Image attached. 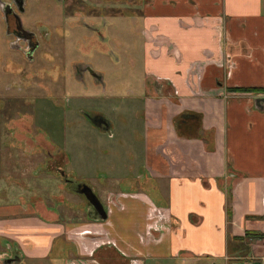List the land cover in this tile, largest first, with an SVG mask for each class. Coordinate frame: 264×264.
<instances>
[{"label": "crops", "instance_id": "0c3cea01", "mask_svg": "<svg viewBox=\"0 0 264 264\" xmlns=\"http://www.w3.org/2000/svg\"><path fill=\"white\" fill-rule=\"evenodd\" d=\"M139 5L141 77L112 94L136 107L112 108L110 133L95 126L131 144L128 174L103 189L108 219L90 204L75 221L40 196L15 203L0 175V261L264 264V0Z\"/></svg>", "mask_w": 264, "mask_h": 264}, {"label": "rangeland", "instance_id": "374dc122", "mask_svg": "<svg viewBox=\"0 0 264 264\" xmlns=\"http://www.w3.org/2000/svg\"><path fill=\"white\" fill-rule=\"evenodd\" d=\"M139 3L0 0V175L16 181L13 202L40 196L77 221L86 217L82 208L89 206L79 184L92 188L106 206L103 189L117 188L128 174L130 142L123 136L121 143L108 134L100 137L90 120L109 118L112 108L135 106L126 99L114 102L112 94L114 88L121 93L129 73L141 77L137 45L131 48L138 38L129 21ZM8 7L23 11V28L35 34L38 47L31 56L28 42L9 34L16 25L6 16ZM97 28L105 30L104 39L93 33ZM88 68L92 75L101 73L105 83L97 87ZM132 147L138 152L137 145ZM6 184L0 182V188ZM63 195L68 201L62 202Z\"/></svg>", "mask_w": 264, "mask_h": 264}, {"label": "flooded vegetation", "instance_id": "af4514ba", "mask_svg": "<svg viewBox=\"0 0 264 264\" xmlns=\"http://www.w3.org/2000/svg\"><path fill=\"white\" fill-rule=\"evenodd\" d=\"M22 2V1H21ZM23 5V3H21ZM11 9V8H10ZM9 7L6 8V10H8L7 12V17H10V18H13L14 22H15V28L12 32H9V34H12L13 36H15L16 38L20 39V40H24V41H27L28 44H33L32 48H36L37 47V44L34 43V40H35V34H33L32 32H29L27 30H25L23 28V25L21 24V18L19 16L20 13H23V11L21 10H18V12L20 13H17V12H14L13 10H10ZM10 26V24H8ZM23 28L26 32H28V34H24V32H21L20 30H18L19 28ZM105 29V28H104ZM92 33V32H91ZM93 33H96L97 35H99L100 37L103 35V39L104 37L106 36L104 33H105V30L103 29H100V28H97L95 29V31H93ZM28 39H30V41H28ZM93 70L88 68V72H89V76L94 80H97V79H100L101 77V73L98 75H92V72ZM93 120H90L92 122V124H94V126L96 127H99V128H103L106 130V132L108 133L109 131V125L108 123L106 122V120L104 119H94L92 118ZM102 122H105L107 124V126H105ZM80 185V184H79Z\"/></svg>", "mask_w": 264, "mask_h": 264}, {"label": "water", "instance_id": "95a60500", "mask_svg": "<svg viewBox=\"0 0 264 264\" xmlns=\"http://www.w3.org/2000/svg\"><path fill=\"white\" fill-rule=\"evenodd\" d=\"M10 9V8H9ZM12 10V9H10ZM8 10H6V16L8 15L7 14ZM22 24V23H21ZM18 30H20L21 32H24V34H28V32H26L22 27L19 28ZM28 41H30V39H28ZM33 44H29V47H30V50L31 52L30 53V56L31 54L33 53V51H35L37 49L36 48H32ZM105 126H107V124L105 122H102ZM108 133H110V131H108ZM79 191L81 195H83L86 200L88 201V203L93 207V209L96 211V213L98 214L99 218L101 220H107L108 219V214H107V211L105 210V206L104 204L100 201L98 195H96V193L94 192V190L92 188H90L89 186L87 185H79Z\"/></svg>", "mask_w": 264, "mask_h": 264}, {"label": "trees", "instance_id": "16d2710c", "mask_svg": "<svg viewBox=\"0 0 264 264\" xmlns=\"http://www.w3.org/2000/svg\"><path fill=\"white\" fill-rule=\"evenodd\" d=\"M240 91H241V92H242V91H243V92H246V91H247V92H250V91H252V90H247V89H246V90H240ZM61 156H62L63 160H64V157H65V159H66V157H67V155L64 154V153H62ZM66 162H68V161H64L63 163L65 164Z\"/></svg>", "mask_w": 264, "mask_h": 264}, {"label": "built area", "instance_id": "2783aa9c", "mask_svg": "<svg viewBox=\"0 0 264 264\" xmlns=\"http://www.w3.org/2000/svg\"><path fill=\"white\" fill-rule=\"evenodd\" d=\"M228 64H229V68H232V62H231V60H229Z\"/></svg>", "mask_w": 264, "mask_h": 264}]
</instances>
